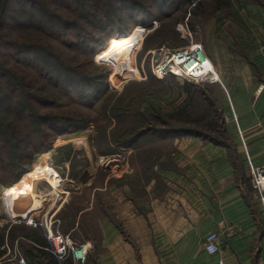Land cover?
I'll return each instance as SVG.
<instances>
[{
  "label": "rangeland",
  "instance_id": "rangeland-1",
  "mask_svg": "<svg viewBox=\"0 0 264 264\" xmlns=\"http://www.w3.org/2000/svg\"><path fill=\"white\" fill-rule=\"evenodd\" d=\"M93 1V15L88 20L79 14L84 0H10L0 22V65L17 71L18 81L25 85L23 93L14 92L13 80L8 83L0 79L4 89L0 94V133L4 138L0 144V264H17V257L29 246L19 240L25 236L27 225L7 222L2 191L21 196L16 182L38 168L42 154L49 155L54 164L48 179L41 183L43 187L45 182L54 184V179L65 177L76 186L82 184L79 191L66 189L58 204L72 197L95 195L100 209L103 197L110 201L103 180L110 176V184H117L119 170L133 165L125 142L139 128L163 133L188 124L185 127L213 133L217 125L213 124L216 112L198 124L179 122L184 119L178 112L182 107L194 119L202 116L209 102L199 92L189 94L184 78L153 77L148 59L143 57L162 44H187L176 24L187 21L191 30L199 32L197 23L221 2L196 0L191 7L195 0ZM40 4L46 8L40 9ZM11 16L17 21H11ZM77 22L83 31L75 28ZM139 26L146 28L142 38ZM134 55L138 63L145 62L146 78H133L121 89L112 90L108 75L110 79L121 64L131 69L133 62L129 61ZM197 84L203 94L214 97L209 84ZM82 134L81 143L66 141ZM215 135L223 139L221 133ZM64 139L66 143L59 144ZM90 173L96 176L99 187L95 192L84 184ZM57 214L54 216L59 218Z\"/></svg>",
  "mask_w": 264,
  "mask_h": 264
},
{
  "label": "crops",
  "instance_id": "crops-1",
  "mask_svg": "<svg viewBox=\"0 0 264 264\" xmlns=\"http://www.w3.org/2000/svg\"><path fill=\"white\" fill-rule=\"evenodd\" d=\"M216 1L195 41L220 77L206 84L226 138L148 134L128 148L133 165L119 170L117 184L103 180L110 201L103 197L100 209L95 195L60 202L59 229L89 243L85 264H264V203L250 177L264 165V0ZM95 177L84 183L92 192ZM218 229L219 250L208 254L204 237ZM24 234L26 264H56L40 227Z\"/></svg>",
  "mask_w": 264,
  "mask_h": 264
},
{
  "label": "built area",
  "instance_id": "built-area-1",
  "mask_svg": "<svg viewBox=\"0 0 264 264\" xmlns=\"http://www.w3.org/2000/svg\"><path fill=\"white\" fill-rule=\"evenodd\" d=\"M196 0L191 3V7L194 6ZM191 12L188 13V16ZM187 21L178 22L176 24V30L181 34L182 38L188 40L185 45H179L178 47L162 44V46L146 51L143 59H146L150 65V73L156 79H163L165 76H174L178 78H184L188 82L197 83H214L220 82L212 62L207 58L204 53L202 45L194 40L196 36V30H191L187 26ZM156 26V22L151 23ZM146 26V25H145ZM142 35L145 33L146 28L142 27ZM134 48V47H133ZM132 48V49H133ZM131 49V51H132ZM142 59V60H143ZM144 60V61H146ZM133 62L131 72L138 70V75H131L130 77H124L119 79L116 83H112L109 80V87L113 89H121V87L129 82L131 79H145L146 71L144 70L145 62L138 63L135 59L129 61ZM132 65V64H131ZM250 177L252 186L260 193V199L264 203V165L253 166L250 168ZM54 185L51 182H45L47 185L43 187L41 184L36 188L35 200L31 206L21 214L20 207H12V204H7V201L3 199L1 194L2 205L5 209L8 221L11 224L24 223L30 227H40L45 234V238L48 242L46 250L52 254L57 260L58 264H66L68 259L72 264H85L87 255L89 252V243H78L69 238L68 234L65 235L59 229L60 218L55 215L56 206L60 200L62 193L68 188L79 189L75 182L70 181L68 178L54 179ZM47 187V188H46ZM41 188L45 192L41 195ZM55 188L56 190H54ZM40 194V195H39ZM36 196H39L36 198ZM218 225H224L223 221H219ZM219 229L213 230L206 234L204 237V247L208 254H215L219 250L218 245ZM20 256V257H19ZM17 257V264H26L25 259L21 254Z\"/></svg>",
  "mask_w": 264,
  "mask_h": 264
},
{
  "label": "trees",
  "instance_id": "trees-1",
  "mask_svg": "<svg viewBox=\"0 0 264 264\" xmlns=\"http://www.w3.org/2000/svg\"><path fill=\"white\" fill-rule=\"evenodd\" d=\"M84 1L86 3L80 4V6H79V10H80L79 11V14H82V16L84 18H86V19L88 18V20H90L91 19L90 16L93 15V13H92L93 11H91V9L93 8V2L94 1L91 0L90 1V2H92L91 4H87V1L88 0H84ZM30 2H31V0H28L27 3H30ZM9 3H10V0H0V20H1L0 22H2V20H4L3 15L5 14V9H6V7H8V4ZM40 6H41L40 9H42V10L44 8H46L42 4H40ZM23 14H21V15L23 16ZM10 20L13 21V22H15V21H17V18L11 16V19ZM0 26H1V23H0ZM75 28L77 30L79 29V30H82L83 31V26L80 23H78V22L75 24ZM16 62H17L16 65H19V62L18 61H16ZM104 66L106 68H108V71L110 70V68L108 66H106V65H104ZM71 69H73V68H71ZM17 73L18 72L15 71V70H13V69L12 70L7 69L6 66H4L3 64L0 65V79L2 77V78H4V81L6 79V82H8V83H11L12 80H13L12 86L15 87L14 92L23 93L25 91V89H23L25 87V85L22 82H19L18 81L19 76H17ZM15 82H18V83H15ZM185 88L187 89V91L189 92V94H191L192 96L194 95L193 93L199 92L201 94V96L203 95L205 97L204 100L208 101L209 103H208V107L207 108H204L202 110V111H204L203 114H202V116H198V118H194V119H192L190 117V115H189V112L186 111V110H184L185 108L182 107L178 112H179V115H180L179 117H184V119L182 121L181 120L182 118H181V119H178V121L179 122L181 121L183 123L194 122V123H197L198 124V123L202 122L203 120H205L210 115L209 113H215L216 112L217 120H215V122L213 124L214 125L217 124V125L215 126V129L213 130V133L205 132V131H202V130H198L197 131L195 129H192V128H189V127H185V126H188V124H182L178 128H172L173 130H170V131L167 130V131H165L163 133H158V132L155 133V132L151 131V129H146V128L141 127V128L138 129V132L132 134L130 140H128L127 142H125V146H128V147L132 148V146H134L140 138H142L143 136H146L148 134L149 135H154L157 140L160 139V138H165L167 136H171V137L179 136L180 137L182 135H193V136H197V137L200 136L203 139L210 140V141H213V142L216 143V142H221L222 141V137H216L215 134L221 133V135L223 136V139H225L226 136H225V127L223 126V124H224V122H223V116H222L221 110H219V107H218V105L216 103L215 97L210 98L209 96H206V94H203V90L200 89L199 84H194V83H191V82H188L187 81V82H185ZM2 90H4V89L0 86V94L2 93L1 92ZM193 101H194V99H193ZM211 106L214 109H211ZM181 110L183 112H181ZM141 115H142V113H141ZM0 126H1V122H0ZM2 141H4V138H3V134L0 133V144H1ZM47 246H48V244L45 247H47ZM54 259H55V257H54ZM55 261H56V264H58V262H57L56 259H55Z\"/></svg>",
  "mask_w": 264,
  "mask_h": 264
},
{
  "label": "bare ground",
  "instance_id": "bare-ground-1",
  "mask_svg": "<svg viewBox=\"0 0 264 264\" xmlns=\"http://www.w3.org/2000/svg\"><path fill=\"white\" fill-rule=\"evenodd\" d=\"M142 30H143L142 26H139V33H140L139 37L142 34ZM131 67H132V65H131ZM131 75L137 76L138 70L131 72V69L128 68V66L121 64L120 68L113 72V75L110 77L109 80H111L112 83H116L119 79L124 78V77H130ZM78 134H81V133L79 132ZM84 137H85V135L82 134L80 137H70L66 141H70L74 144H78V143H81V141L84 139ZM65 139H64V142L59 143V144L66 143ZM37 161H38L37 162L38 168L35 170H32L31 173L26 172L16 182L17 183V185L15 186L16 191H17L18 195L22 194L21 196H16L11 191H7L6 189H3V191H2V197H3V199H5V201H7V204H12V207H16V206L18 208L20 207L21 214H23V212L27 209V207L31 206L32 203L34 201H36L34 198L36 188L43 181L48 179V177L50 176L51 170L54 169L53 168L54 164H53V162H51L49 155L42 154V156ZM68 162H70V161H68ZM58 167L61 168L60 166H58ZM9 201H10V203H9Z\"/></svg>",
  "mask_w": 264,
  "mask_h": 264
}]
</instances>
